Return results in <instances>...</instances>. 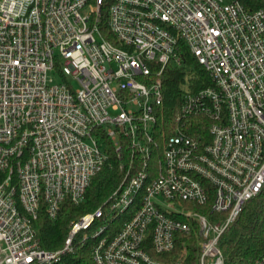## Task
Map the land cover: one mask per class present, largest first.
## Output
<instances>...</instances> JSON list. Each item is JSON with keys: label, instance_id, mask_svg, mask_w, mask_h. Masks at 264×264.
Instances as JSON below:
<instances>
[{"label": "built area", "instance_id": "obj_1", "mask_svg": "<svg viewBox=\"0 0 264 264\" xmlns=\"http://www.w3.org/2000/svg\"><path fill=\"white\" fill-rule=\"evenodd\" d=\"M184 47L210 83L194 90L187 79L164 122V74ZM124 146L121 185L71 221L61 248H43L41 212L54 219L66 199L81 204L110 149L123 158ZM263 188L264 8L0 0V264H67L87 241L95 264H184L186 250L158 256L195 227L199 264H225L220 238Z\"/></svg>", "mask_w": 264, "mask_h": 264}, {"label": "trees", "instance_id": "obj_2", "mask_svg": "<svg viewBox=\"0 0 264 264\" xmlns=\"http://www.w3.org/2000/svg\"><path fill=\"white\" fill-rule=\"evenodd\" d=\"M242 1L250 10L264 8V0ZM182 59L181 66H171L164 74L162 105V111L165 114L164 122L171 119L180 105L182 84L187 79L191 81V88L194 90L210 83L206 69L185 47L182 50ZM128 155L127 146L123 147V158H118L116 153L110 149L107 163L93 178L81 204L76 205L66 199L62 203L58 216L54 219L44 211L41 212L34 226L43 248L49 250L61 248L68 235L71 221L109 199L125 179ZM121 164H126L124 165L126 167L121 169ZM121 216L123 219L127 217L126 214ZM199 239L196 227L190 235L178 234L173 253L158 257L171 259L186 250L184 264H199ZM219 245L225 255V264H256L264 252V188L259 195L246 202L239 217L221 236ZM65 259L67 264H95L91 256V241L83 244L76 242L73 252L66 254Z\"/></svg>", "mask_w": 264, "mask_h": 264}, {"label": "rangeland", "instance_id": "obj_3", "mask_svg": "<svg viewBox=\"0 0 264 264\" xmlns=\"http://www.w3.org/2000/svg\"><path fill=\"white\" fill-rule=\"evenodd\" d=\"M49 77H51V78L53 79V83H57V82L61 81L62 78H63V77H62L59 73H57L56 71H50V72H49ZM67 77H68L70 80H72V78H71L70 76H67ZM183 88L185 89V88H187V87L184 85ZM112 114L114 115V113H112ZM107 147H108V148H112V145L108 144ZM93 229H94V227H91V228H88V229H84L82 232H83V233H90V232H92Z\"/></svg>", "mask_w": 264, "mask_h": 264}]
</instances>
